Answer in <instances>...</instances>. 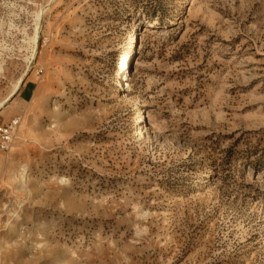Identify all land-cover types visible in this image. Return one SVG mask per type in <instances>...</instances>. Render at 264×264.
Here are the masks:
<instances>
[{
  "label": "rangeland",
  "instance_id": "obj_1",
  "mask_svg": "<svg viewBox=\"0 0 264 264\" xmlns=\"http://www.w3.org/2000/svg\"><path fill=\"white\" fill-rule=\"evenodd\" d=\"M27 72L0 264H264V0H0Z\"/></svg>",
  "mask_w": 264,
  "mask_h": 264
},
{
  "label": "built area",
  "instance_id": "obj_2",
  "mask_svg": "<svg viewBox=\"0 0 264 264\" xmlns=\"http://www.w3.org/2000/svg\"><path fill=\"white\" fill-rule=\"evenodd\" d=\"M21 119L14 118L9 123L0 127V150L7 151L14 138L16 136V132L20 126Z\"/></svg>",
  "mask_w": 264,
  "mask_h": 264
},
{
  "label": "crops",
  "instance_id": "obj_3",
  "mask_svg": "<svg viewBox=\"0 0 264 264\" xmlns=\"http://www.w3.org/2000/svg\"><path fill=\"white\" fill-rule=\"evenodd\" d=\"M36 89L37 85L34 80H27L24 82L17 94L19 101L22 103L30 102L35 96Z\"/></svg>",
  "mask_w": 264,
  "mask_h": 264
},
{
  "label": "bare ground",
  "instance_id": "obj_4",
  "mask_svg": "<svg viewBox=\"0 0 264 264\" xmlns=\"http://www.w3.org/2000/svg\"><path fill=\"white\" fill-rule=\"evenodd\" d=\"M41 17V16H40ZM36 42L38 43V40H39V30L37 31L36 33V38H35ZM35 54H36V51H35ZM34 54V55H35ZM28 72L25 73L23 75V77L21 78V80L19 81V83L16 85L15 89L13 90V92L5 99L3 100L2 102H0V113L5 110V108L8 106V104L11 102V100L13 99V97L18 93L19 91V88H20V85L23 81V79L27 76Z\"/></svg>",
  "mask_w": 264,
  "mask_h": 264
}]
</instances>
